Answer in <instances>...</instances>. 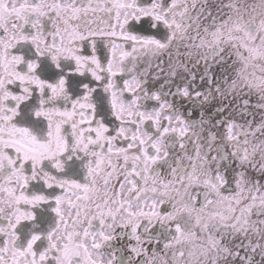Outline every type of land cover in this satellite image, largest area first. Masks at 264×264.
<instances>
[{"label": "snow or ice", "instance_id": "6c2138e0", "mask_svg": "<svg viewBox=\"0 0 264 264\" xmlns=\"http://www.w3.org/2000/svg\"><path fill=\"white\" fill-rule=\"evenodd\" d=\"M0 264H264V0H0Z\"/></svg>", "mask_w": 264, "mask_h": 264}]
</instances>
